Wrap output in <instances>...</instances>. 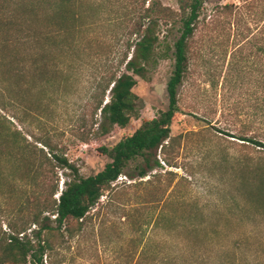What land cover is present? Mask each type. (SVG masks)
Instances as JSON below:
<instances>
[{"label":"rangeland","instance_id":"374dc122","mask_svg":"<svg viewBox=\"0 0 264 264\" xmlns=\"http://www.w3.org/2000/svg\"><path fill=\"white\" fill-rule=\"evenodd\" d=\"M150 1L78 0L76 49L55 53L47 60L45 81L29 79L25 95H19L16 71L28 48L16 41L23 0H0V242L12 234L7 223L20 222L35 196H48L49 182L58 181L57 199L71 175L61 168L52 173L46 164L40 172H26L42 161L37 149L48 152L38 139H50L87 177L108 162L100 147L113 146L142 120L167 109L171 54L145 79L135 77L140 119L105 135L92 126L97 83L124 52L130 25ZM158 2L179 13L177 0ZM178 27L159 24L161 45H172ZM262 31L264 0H202L188 71L178 89L170 155L165 161L160 154L154 177L121 176L77 236L50 238L47 264H264V197L255 196L264 187V148L238 139L264 140ZM85 135L88 143L81 140ZM141 161H132L127 173ZM130 217L141 232L132 231ZM153 222L176 230L166 235ZM31 230L34 226L27 233Z\"/></svg>","mask_w":264,"mask_h":264},{"label":"trees","instance_id":"16d2710c","mask_svg":"<svg viewBox=\"0 0 264 264\" xmlns=\"http://www.w3.org/2000/svg\"><path fill=\"white\" fill-rule=\"evenodd\" d=\"M146 1L142 0V5ZM177 4L179 13L176 14L169 7L161 6L158 0H151L130 25L126 39L124 37V52L114 60V65L102 73L97 83V100L91 113L92 126L98 125L99 135H105L114 126L126 128L132 121L140 119L141 99L134 91L137 84L135 77L145 79L160 59H166L171 54L173 69L166 86L167 109L150 120H142L132 134L113 146L100 147L98 152L108 162L99 172L87 177L79 175L78 169L68 163L50 139H38L48 152L35 147L42 154V161L39 160L40 163L35 167H25L26 172H40L41 166L46 164L50 165L52 173L55 168H61L70 171L71 175L64 182V189L57 199L54 198L59 190L56 180L48 183V196L40 193L33 198L27 208L28 214L21 213L20 222L7 223L12 234L0 242V264H47L46 254L53 250L50 238L57 234L63 239L73 238L82 232L101 197L115 191L117 185L114 183L120 176L124 175L129 180H133L136 175L143 178L160 166V154L167 160L175 142V138L171 137V125L179 111L178 89L188 71L190 41L197 29L202 0H177ZM21 5L18 16L21 36L16 41L28 48L21 55L16 73L19 77V95H25V85L29 88V79L38 78L42 82L44 78L45 81L51 69L48 59L54 58L55 53L63 56L76 49L81 24L78 9H75L78 0H23ZM160 23L165 26L179 23V36L172 45H161L157 35ZM258 41L262 43L259 51L264 54V37ZM261 111L264 112V104ZM238 139L264 148V140L255 141L245 136ZM81 140L88 143L89 137L85 135ZM138 158L142 161L135 172L127 173L130 163ZM32 177L36 179L38 175ZM255 196L264 197V187L259 188ZM132 217V231L141 232L142 226L132 221ZM151 224L170 236L176 230V226L157 222ZM30 226H34V230L29 234L27 231Z\"/></svg>","mask_w":264,"mask_h":264},{"label":"built area","instance_id":"2783aa9c","mask_svg":"<svg viewBox=\"0 0 264 264\" xmlns=\"http://www.w3.org/2000/svg\"><path fill=\"white\" fill-rule=\"evenodd\" d=\"M124 179H126V177H123ZM122 179V177L120 176L117 180H121Z\"/></svg>","mask_w":264,"mask_h":264}]
</instances>
